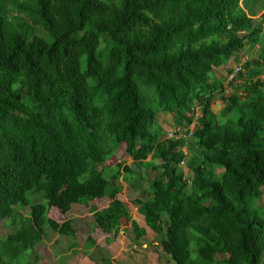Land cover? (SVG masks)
Segmentation results:
<instances>
[{
	"label": "trees",
	"instance_id": "obj_1",
	"mask_svg": "<svg viewBox=\"0 0 264 264\" xmlns=\"http://www.w3.org/2000/svg\"><path fill=\"white\" fill-rule=\"evenodd\" d=\"M243 1L0 0V221L12 230L0 264H37L49 230L74 240L51 209L96 199L111 200L90 210L112 243L131 216L118 198L122 171L101 167L121 146L135 160L124 179L146 194L138 211L175 264L262 263L264 217L252 202L264 196V14L253 16L264 0ZM246 43H262L243 67L247 95L222 97L215 113L223 85L210 74ZM194 106L191 143L159 132L158 113L174 116L171 130L188 127ZM149 158L156 177L142 171ZM132 225L141 240L146 229ZM85 247L112 264L92 237Z\"/></svg>",
	"mask_w": 264,
	"mask_h": 264
},
{
	"label": "rangeland",
	"instance_id": "obj_2",
	"mask_svg": "<svg viewBox=\"0 0 264 264\" xmlns=\"http://www.w3.org/2000/svg\"><path fill=\"white\" fill-rule=\"evenodd\" d=\"M247 1L253 3L258 0ZM241 5L244 6L243 0H241ZM260 8V6H256L257 14L253 16L254 19L258 21L264 14V10H259ZM244 33L248 34L246 31H244ZM244 33L240 32V34ZM261 37L264 39L263 34ZM261 45L262 43L255 46L246 43V47L239 54V59L233 56L225 66L221 67L219 70L214 69L210 74L211 80L216 79L219 84L223 85V91L220 90L214 94L215 98L212 101V108L215 113H220V111L225 108V102L222 97H228L232 93L239 94L241 97L247 95L245 84H239L237 81L231 83L229 72L235 69L236 66L244 63V61H259ZM250 69L251 71H255V65L251 64ZM245 72L249 73L248 70H244L242 80L239 79L242 82L246 80ZM257 79H261V81L264 82V73ZM142 93L147 104L151 105L146 99L144 92ZM151 106L156 109L155 106ZM173 117L174 116L169 113H158V124L161 128L159 132L161 134L167 135L169 133L168 129L170 128L168 127H171V123H174ZM224 120L223 118L221 119V121ZM187 140V142L191 143L192 139L187 138ZM183 150L189 153L187 147ZM134 161V158L126 151V146H121L116 154L101 167V169L105 168V173L107 175H114L118 171H122L119 183L123 188L118 198L123 201L130 210L131 220H128L124 216L121 217L122 224L120 232L115 240L110 244L107 243L108 237L112 235L105 233L95 225V220L90 210L91 206H95L98 210L107 208L111 205V200L96 199L89 207L87 205L74 204L71 212L67 214L61 213L57 208H52L49 214L50 218L56 220L60 224L70 221L76 229V238L73 240L69 237L60 235L58 232L49 230L48 235L35 248V251L40 257L37 264H105L103 263L104 261H94L90 255L85 254V246L89 237H92L97 247L107 252V254L104 253L103 255L107 256V258L112 261V264H175L171 257L165 253L161 244L162 238L147 227L144 217L139 213L138 207L134 202L140 198L145 199V192L143 189L139 192L124 179V167L130 166L134 168ZM151 165L157 166L158 162L149 158L146 162V166L142 168V171L144 175L147 173L146 175L156 177L158 175V169L153 168ZM261 199L259 200V198H257L253 200L252 207L259 216L264 217V196ZM256 202L259 206L255 205ZM19 209L25 216L29 215L31 212V208L28 205H26L24 209ZM132 221H135L139 227L145 228L147 231V234L141 240H136V232L133 228ZM10 232H12V230L8 227L7 221H0V238L8 236ZM73 244H75L76 247H73ZM261 264H264V257Z\"/></svg>",
	"mask_w": 264,
	"mask_h": 264
},
{
	"label": "clouds",
	"instance_id": "obj_3",
	"mask_svg": "<svg viewBox=\"0 0 264 264\" xmlns=\"http://www.w3.org/2000/svg\"><path fill=\"white\" fill-rule=\"evenodd\" d=\"M245 63H246V61H244V63H242L241 65H238V66H236V68L237 67H239V66H241L242 67V69H243V67H244V65H245ZM235 68V69H236ZM235 69H233V72L231 73V74H229V77L231 78V75L232 74H234L235 73ZM219 70V69H218ZM242 71V70H241ZM240 71V72H241ZM239 72V73H240ZM239 73H237V74H239ZM237 74L235 75V77L237 76ZM230 81H231V83H233L234 81H237L239 84H241V81L240 80H235V78H233V79H230ZM230 83V84H231ZM218 91H220V90H218ZM217 91V92H218ZM221 91H223V90H221ZM227 92H228V90H227ZM214 95V94H213ZM213 109V108H212ZM224 109V108H223ZM192 111H194V115H195V117H194V120H193V122H192V124L190 125V126H188V127H185V126H175V127H173V129L171 130V129H168V134H167V136L169 137V138H182V137H184V138H191L192 137V135L194 134V132H195V129H196V127L198 126V121H199V118L202 116V112H201V109H200V107L199 106H194V108H193V110ZM214 111V110H213ZM157 120H158V118H157ZM186 141H188V140H186ZM185 162H182L181 163V165H182V167L184 168L185 167ZM186 175V174H185ZM187 176V175H186ZM185 176V177H186ZM190 182V181H189ZM77 205H80V204H77ZM61 212V211H60ZM62 213V212H61Z\"/></svg>",
	"mask_w": 264,
	"mask_h": 264
},
{
	"label": "built area",
	"instance_id": "obj_4",
	"mask_svg": "<svg viewBox=\"0 0 264 264\" xmlns=\"http://www.w3.org/2000/svg\"><path fill=\"white\" fill-rule=\"evenodd\" d=\"M241 70H242V67H241V66L237 67V68L235 69V73L231 75V79H233V78L235 77V75H236L237 73H239Z\"/></svg>",
	"mask_w": 264,
	"mask_h": 264
}]
</instances>
